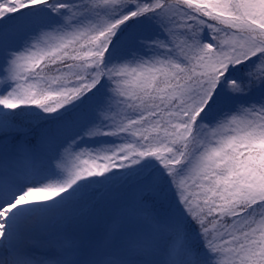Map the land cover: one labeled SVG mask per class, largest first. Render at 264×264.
I'll use <instances>...</instances> for the list:
<instances>
[{"label":"snow or ice","instance_id":"snow-or-ice-1","mask_svg":"<svg viewBox=\"0 0 264 264\" xmlns=\"http://www.w3.org/2000/svg\"><path fill=\"white\" fill-rule=\"evenodd\" d=\"M0 264H264V0H0Z\"/></svg>","mask_w":264,"mask_h":264},{"label":"rangeland","instance_id":"rangeland-1","mask_svg":"<svg viewBox=\"0 0 264 264\" xmlns=\"http://www.w3.org/2000/svg\"><path fill=\"white\" fill-rule=\"evenodd\" d=\"M130 192L124 191V189H120V191H114L113 199L106 198L100 201L96 221L93 226V231L99 230L102 226L104 220L115 210L119 207L123 199L129 195ZM104 201V202H103ZM104 203V204H102ZM63 231L67 233L75 234L77 232V227L73 224H66L63 226Z\"/></svg>","mask_w":264,"mask_h":264},{"label":"trees","instance_id":"trees-1","mask_svg":"<svg viewBox=\"0 0 264 264\" xmlns=\"http://www.w3.org/2000/svg\"><path fill=\"white\" fill-rule=\"evenodd\" d=\"M116 191H120V190H116ZM124 191H126V192H130L129 190H126V189H124ZM113 194H114V192H113L108 198L113 199ZM103 202H104V201H103ZM102 204H104V203H102Z\"/></svg>","mask_w":264,"mask_h":264}]
</instances>
